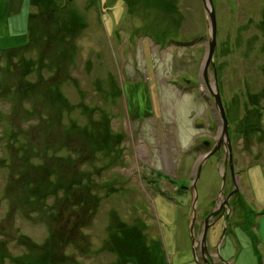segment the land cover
<instances>
[{
    "label": "rangeland",
    "instance_id": "obj_1",
    "mask_svg": "<svg viewBox=\"0 0 264 264\" xmlns=\"http://www.w3.org/2000/svg\"><path fill=\"white\" fill-rule=\"evenodd\" d=\"M212 1L216 48L214 66L205 71L209 30L201 0H73L71 9L85 24L74 31L68 24L72 32L51 1L41 6L35 0L31 10L27 0H0V51L24 44L29 13L36 14L34 24L45 25L30 34L31 54L39 57L45 39L49 46L41 63L21 55L25 50L0 53L3 264L47 254L54 264H118L110 238L124 250L125 264H192L197 171L198 222L230 187L228 177L223 185L217 156L203 162L209 152L202 145L220 141L206 85L215 82L241 191L230 202L226 235L216 228L214 238L224 264H264V0ZM64 32L69 51H60L58 40L51 43ZM56 61L69 72L68 83L51 101L42 95L57 82L58 69H50ZM38 72L41 86L25 95ZM47 81L53 84L42 85ZM251 93L261 99L255 109L246 101ZM28 102L34 113L26 112ZM34 116L42 121L27 128L22 119ZM184 126L190 129L185 135ZM73 130L98 133L92 150L77 135L65 138ZM24 156H32L33 165L20 162ZM8 166L27 177L16 193L6 190ZM87 177L89 193L72 186ZM64 185L75 193L62 198L69 192ZM45 193L57 196L41 201Z\"/></svg>",
    "mask_w": 264,
    "mask_h": 264
},
{
    "label": "trees",
    "instance_id": "obj_2",
    "mask_svg": "<svg viewBox=\"0 0 264 264\" xmlns=\"http://www.w3.org/2000/svg\"><path fill=\"white\" fill-rule=\"evenodd\" d=\"M49 1H51L52 2V4H53V6H54V8L53 9H56L57 11H60V14H56V16H58V17H61L59 20H60V22L62 21V19H63V22H64V24L63 25H65V28L67 29V30H69V31H71L72 32V30L74 31L75 29H76V26H78V29H80V26L81 27H83L84 26V24H85V22H84V18H83V16L82 15H80L79 14V12L77 11L76 13H77V15H75V12L73 11V9H71V3H72V1L73 0H63V3H64V5L62 6V5H59V4H57L56 3V1L57 0H39V5H41L42 6V4L43 3H45V5L47 4V2H49ZM62 1V0H61ZM27 3H28V6H29V8H31V10H32V8H33V6L35 5V0H27ZM67 12H70V14H71V16H69V14L67 13ZM36 14L34 13V14H32V13H29L27 16V19H28V28H27V33H26V35H25V41H24V44L23 45H21V46H19V47H17V48H13V47H11V48H9V49H7V51H0V53H11L12 51H22V50H25L24 52H22V54L21 55H23L24 57H28V56H32L34 59H36L37 60V62H39V63H41L43 60H42V58H44L45 59V57H46V50H47V48H49V46H47V44L46 43H48V40H46L45 39V45H44V49H43V51H42V53L39 55V57L37 58L36 57V55H35V53L34 54H31V48H32V46H31V44H32V35L30 36V34L32 33V30H33V32L35 31V29L37 28H41V26L42 25H44V23L43 22H41L39 25H37L36 23L34 24V19H36V16H35ZM69 16V17H68ZM63 17V18H62ZM34 18V19H33ZM54 23V25H56L55 24V22H53ZM68 24H71V26H72V30H71V28L69 27V25ZM59 24H57L56 26H58ZM45 26V25H44ZM42 31H44V30H42ZM65 35H66V33L64 32L63 33V35H61V36H59L58 37V39H56V38H54V37H52V39H51V43H54L56 40H58V43H60L59 44V46H58V49L60 48V47H64L63 48V50L64 51H69V49L66 47V41H65ZM62 38V39H61ZM62 45V46H61ZM62 49L60 48V51H61ZM23 53H25V54H23ZM71 59H74V57H71ZM50 69H52V70H54V69H58V71H59V76L56 78V80H57V82H56V84H54V85H52L53 84V82H54V80H53V82L52 83H48V81L47 82H44L42 85H52L51 86V88H47L46 89V93H44L42 96H44V99L47 97L49 100H51V101H53L54 100V96H55V94L58 92V90H60L61 88H62V86H66V84L68 83V80L67 79H64L63 77L65 76V74H69V72H66L65 70H64V68L63 67H61V65H60V63H58V61H56V62H54V63H50ZM39 73V72H38ZM40 75H41V73H39L38 74V76H37V80H32L34 83H36V84H29L28 83V85H25V87H24V89H23V92L25 93V95H30V94H32V91L34 90V88L35 89H37L36 87H40L41 86V79H39L40 78ZM257 92V91H256ZM259 93H257V94H249V95H251L248 99L249 100H246V101H249L250 102V105H251V107L253 108V109H255L254 107H258V105H259V103H260V101H261V99H256L255 98V96L256 95H258ZM46 96V97H45ZM62 96H61V104L62 105H64V103L62 102ZM26 104V107H25V110H26V112H27V110L28 111H30V113H34V108L32 107L33 105V103H31V102H28V103H25ZM28 105H30L29 107H28ZM53 105H56V104H53ZM66 108V107H65ZM63 109V107H60L59 106V111L61 112V110ZM263 110H264V107H263ZM47 115H48V117H50V116H52L49 112L47 113ZM68 115V112H66V116ZM40 118L39 117H37V116H34V118H33V120H31L30 118H23L22 119V123L25 125V126H27V124H28V126H27V128H30V129H33L34 127L31 125V122L32 121H34L36 124H38V123H40L41 121H42V119L41 120H39ZM40 122H39V121ZM44 122V121H43ZM61 126H62V122H61ZM57 128H58V130L59 129H61V127H60V125L59 124H57ZM182 129V131H183V134L185 135V130L187 129V130H190L187 126H184L183 128H181ZM189 132V131H188ZM96 134H94V132L91 130L90 132H86V135H83L82 134V132H79V131H77V130H73V132L71 133V134H66V136H65V138L66 139H68V140H74V139H71V137L72 136H74V135H77V136H79L80 138H82V139H84L85 140V142H89V143H91V145H90V147H89V149H91L92 150V148L95 146L94 145V143H93V140H94V138H96L94 135H97L98 133L97 132H95ZM34 136V135H33ZM27 138L28 139H30V140H32L31 138H32V136H31V138H29V136H27ZM33 142L34 143H36V140L34 139L33 140ZM180 143V142H179ZM32 145H33V143H32ZM21 147H22V145H21ZM21 147H20V149H19V153H23L22 152V150H21ZM36 147H37V144H36ZM77 149L78 148H75V147H70V150L73 152V154H76L77 153ZM75 150V151H74ZM25 161H28L29 162V164L30 165H33L32 164V162L34 161L33 160V158H32V156H24V157H22L21 158V160H20V162H25ZM29 167V166H28ZM113 167V166H112ZM112 167H110L111 169L110 170H112L113 168ZM7 168V170L8 171H11V173H12V176H11V179H10V181L8 182V186H7V188H6V190L7 191H10L11 193H16L17 191H18V188L20 187V185H21V182L22 181H25L26 179H27V177H26V175L24 174V175H22V174H16L15 172H17V173H19V167H16V168H11L10 166H8V167H6ZM12 169V170H11ZM29 176H30V173H29ZM93 183H92V179H90V177H87V178H85V179H83V180H77V182H75V184L74 185H72V186H75V187H79L80 189H82V190H84V191H88V193L90 192V189H91V185H92ZM65 186V185H64ZM66 187V189H68L69 190V192H66V191H63L62 192V198H64V197H70L71 195H73L75 192H71L70 190H73V189H71V188H69L68 186H65ZM56 193H52L51 195H46V193L41 197V201L42 200H44L45 198H48L49 196H57V195H55ZM82 205H76V207H75V209H77V208H80ZM127 229H128V231L129 232H131V233H133L134 234V232H133V230H132V228H130V227H127ZM5 229L2 231V228H1V234H2V237H6L5 235ZM26 238V237H25ZM24 237L22 238V237H20V238H16V240H19V242H23L24 241V239H25ZM27 240H29V239H27ZM113 242H114V239H113V241H112V239L110 238L109 239V241H108V245H109V248L110 249H112L113 251L112 252H114V253H118V264H125V260H124V258H122V256H121V254H123L124 253V250L122 249V250H120L119 248H117V247H115V246H113ZM115 245H116V243H115ZM120 253V254H119ZM116 255V254H115ZM125 256V255H124ZM7 258V255H6V251H3L2 250V248H1V246H0V264H3L4 263V260ZM75 260V259H74ZM128 260V259H127ZM21 261V264H54V263H51V261H49V255L47 254L46 255V257H44L42 260H39V261H35V262H33V261H29V260H24V259H21L20 260ZM56 264H57V262H56ZM135 264H137V263H135Z\"/></svg>",
    "mask_w": 264,
    "mask_h": 264
},
{
    "label": "flooded vegetation",
    "instance_id": "obj_3",
    "mask_svg": "<svg viewBox=\"0 0 264 264\" xmlns=\"http://www.w3.org/2000/svg\"><path fill=\"white\" fill-rule=\"evenodd\" d=\"M217 144H219V141L214 140L212 146L211 145L205 146L204 144L202 146L206 147L207 152L211 153L212 151H214V149H216ZM213 155L217 156L222 163V168L220 171L221 175L223 173L225 177H228V181L230 183V187L228 189L229 193L227 195H221L218 199H216L213 202V206H212L213 208L211 210L204 212V214L206 215L205 216L203 215L204 218L202 217L201 222L196 221L194 227V237L196 241L194 246H192L190 239V245H191L190 256L192 259V264H224L218 256L220 245L217 246L219 242L217 243V237L214 238V233H215V229L218 228L220 235L222 231L221 236L224 237L226 235L228 230L227 226L229 223L228 215L231 214V209L229 208L230 202L234 200L235 197L241 191L240 186L238 184L240 178L238 172L239 163L234 158L233 149H229L227 143H225L224 145L220 144V148ZM157 172L159 173V171ZM206 220H207L208 230L205 234ZM196 228H198V233L196 232ZM211 228H213L212 234L209 235ZM204 235H205V244H202ZM193 250L196 256V262L193 258Z\"/></svg>",
    "mask_w": 264,
    "mask_h": 264
},
{
    "label": "water",
    "instance_id": "obj_4",
    "mask_svg": "<svg viewBox=\"0 0 264 264\" xmlns=\"http://www.w3.org/2000/svg\"><path fill=\"white\" fill-rule=\"evenodd\" d=\"M201 2H202L204 11L207 14V26L209 30L208 31L209 33L208 42L206 45V58H205V63H204V67L206 71L209 68L210 64L214 66L213 58H214L215 48H216V14H215V9H214L212 0H201ZM205 77H206V74H205ZM206 82H207V79H206ZM206 85H207V90L210 93V96L212 98V102H210L211 107H212L211 110L214 114L216 113L217 116L219 117L218 126H219L220 141H219V144H217L216 149H214V151L204 156L203 162H205L208 158H210L220 148V144L224 145L225 143H227L228 148L231 149L230 148L231 146L229 143V137H228V121H227L225 111L222 105L221 97H220V94L217 88V83L216 82L214 83L213 88L209 87L208 83H206ZM206 145L207 143H205V146ZM199 171L200 170L197 171L196 177L194 181L192 182V191H193L194 197H193V202L191 206V217H190V226H189V235H190L192 246L195 245V241H196L194 237V227L196 223L195 205L197 202L196 184L199 179ZM222 182L224 185L225 175L223 173H222ZM207 220H206V226H205V234L208 230ZM202 244H205V235L203 237ZM218 256L221 259L219 255V251H218ZM193 258L196 262V256L194 254V250H193Z\"/></svg>",
    "mask_w": 264,
    "mask_h": 264
},
{
    "label": "bare ground",
    "instance_id": "obj_5",
    "mask_svg": "<svg viewBox=\"0 0 264 264\" xmlns=\"http://www.w3.org/2000/svg\"><path fill=\"white\" fill-rule=\"evenodd\" d=\"M203 7V6H202ZM204 10V9H203ZM205 12V11H204Z\"/></svg>",
    "mask_w": 264,
    "mask_h": 264
}]
</instances>
